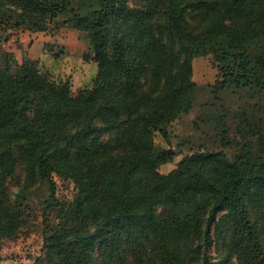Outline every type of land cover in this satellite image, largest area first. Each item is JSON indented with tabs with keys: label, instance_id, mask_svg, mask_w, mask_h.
I'll list each match as a JSON object with an SVG mask.
<instances>
[{
	"label": "trees",
	"instance_id": "16d2710c",
	"mask_svg": "<svg viewBox=\"0 0 264 264\" xmlns=\"http://www.w3.org/2000/svg\"><path fill=\"white\" fill-rule=\"evenodd\" d=\"M60 29L84 39L96 73L73 92L39 60L5 54L15 64L0 72V244L40 219L32 264H214L212 246L216 264H264V0H0L4 41ZM222 39L232 50L199 86L193 60ZM205 92L194 122L210 145L161 173L176 152L155 136L169 144ZM56 178L73 184L71 199Z\"/></svg>",
	"mask_w": 264,
	"mask_h": 264
},
{
	"label": "rangeland",
	"instance_id": "374dc122",
	"mask_svg": "<svg viewBox=\"0 0 264 264\" xmlns=\"http://www.w3.org/2000/svg\"><path fill=\"white\" fill-rule=\"evenodd\" d=\"M14 32L16 31H10L5 41H8ZM17 33H19V31H17ZM17 33L14 35L12 43L18 47L23 43L18 42L20 37H17ZM49 35L51 38H48L46 42L47 45L45 44L47 48L44 51V56L39 60L41 66L51 73L53 79H68L71 83V90L73 92L77 91L79 87H89L96 73V64L90 60L84 61L83 58H81V52L83 53L86 51L84 54L88 53L87 44L84 39L78 35L75 30L69 29H60L55 34ZM5 41L1 35L0 43L4 44ZM78 46L81 50H79ZM20 50L21 56L18 55L17 58L13 52L1 49L0 60L2 63L0 72L2 76L7 77L9 75L7 72L8 65L10 63L9 66L15 64L8 57L5 58V54H11V57L15 59L18 66L21 65L25 59L32 60L30 57L28 58L26 56L24 47L20 46ZM224 50H232V45L227 40L222 39L215 43L204 44L201 53L193 60L192 78L195 83L199 86H203L215 82L218 78V70L214 66V57ZM239 50L246 52L250 58L254 60L256 49L251 43L242 45ZM28 95L33 96L35 93L31 92L29 94L28 92H23V94H20L23 98L29 97ZM208 96L206 92L199 94L193 109L188 114L180 116L172 123L168 130L170 135L169 144H167L160 135L155 136V142L157 144L163 147L171 146L176 152V156L172 163L164 164L159 167L161 173L166 174L173 170L182 155L196 151L200 148L202 143L210 145L211 141L208 139L209 137L202 134L201 128L199 132L194 122L197 115L203 110L201 104L208 100ZM242 97L243 100L245 97ZM232 99L233 100H229L230 105L238 101V99ZM1 102L2 100L0 99V104ZM55 180L57 185V196L61 199H71L74 193L73 184L67 181H61L58 178ZM17 181L18 179H14L8 183L9 195L11 198L14 197L17 191ZM40 198L41 194L40 197H33V209L35 213L38 214L40 213L38 205ZM41 248L42 237L40 219H37L35 222L32 221V225L28 228L26 227L17 238L3 240L1 242L0 264H32L37 257L41 256ZM210 256L214 264H216L217 256L213 246L210 249Z\"/></svg>",
	"mask_w": 264,
	"mask_h": 264
},
{
	"label": "crops",
	"instance_id": "0c3cea01",
	"mask_svg": "<svg viewBox=\"0 0 264 264\" xmlns=\"http://www.w3.org/2000/svg\"><path fill=\"white\" fill-rule=\"evenodd\" d=\"M17 33L14 32L10 39L8 41H5L4 44H2L3 49L7 50L8 52H13L16 57L18 58V55L21 56V50L20 46L25 48V54L26 56L32 60H40L42 56H44V51L47 48L46 42L48 41V38H51L49 34L47 33H31L28 31H19L17 33V37H20V40L18 42H22L23 44L20 46H16L13 44L14 35ZM46 44V45H45ZM79 50L81 48L78 46ZM86 52V51H85ZM85 52H81V58L84 55ZM46 55V54H45ZM88 87V86H86ZM83 88V87H79ZM77 88V89H79Z\"/></svg>",
	"mask_w": 264,
	"mask_h": 264
}]
</instances>
